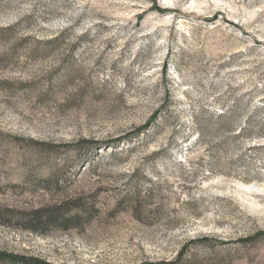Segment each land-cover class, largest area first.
Segmentation results:
<instances>
[{
    "label": "rangeland",
    "instance_id": "374dc122",
    "mask_svg": "<svg viewBox=\"0 0 264 264\" xmlns=\"http://www.w3.org/2000/svg\"><path fill=\"white\" fill-rule=\"evenodd\" d=\"M183 248L264 264V0H0V251Z\"/></svg>",
    "mask_w": 264,
    "mask_h": 264
},
{
    "label": "trees",
    "instance_id": "16d2710c",
    "mask_svg": "<svg viewBox=\"0 0 264 264\" xmlns=\"http://www.w3.org/2000/svg\"><path fill=\"white\" fill-rule=\"evenodd\" d=\"M87 143H90V145H94L97 142L96 141H87ZM91 156V154L89 155ZM77 213L75 215H73L72 217H64L62 218L63 223H65V227L69 224H73L76 222L77 220ZM43 220L46 224L49 223H54V219L51 218L50 216H44ZM256 235H249L246 236V238H244L242 240L243 243L246 242H252L255 239ZM207 239L202 238L200 241H197L195 243H205ZM190 256H188V254H186L184 248L181 249L177 255L171 259V261H160V262H156V263H152V264H197V262L194 261V259H190ZM5 261H9L11 263L14 264H54V263H48L38 257H29V256H25V255H18V254H14L12 252H8V251H0V262H5Z\"/></svg>",
    "mask_w": 264,
    "mask_h": 264
}]
</instances>
